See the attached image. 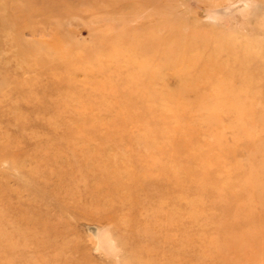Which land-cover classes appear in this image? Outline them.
Instances as JSON below:
<instances>
[{"label": "rangeland", "instance_id": "1", "mask_svg": "<svg viewBox=\"0 0 264 264\" xmlns=\"http://www.w3.org/2000/svg\"><path fill=\"white\" fill-rule=\"evenodd\" d=\"M0 264H264V0H0Z\"/></svg>", "mask_w": 264, "mask_h": 264}]
</instances>
